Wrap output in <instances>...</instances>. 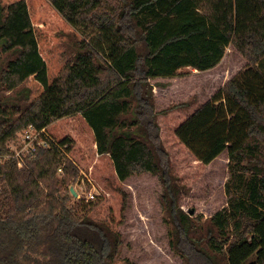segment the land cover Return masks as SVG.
<instances>
[{
  "label": "trees",
  "instance_id": "1",
  "mask_svg": "<svg viewBox=\"0 0 264 264\" xmlns=\"http://www.w3.org/2000/svg\"><path fill=\"white\" fill-rule=\"evenodd\" d=\"M229 46L244 68L189 97ZM3 54L0 150L30 125L52 143L0 165V264H116L148 176L181 264H264V0H0ZM224 153L225 206L191 219ZM79 170L98 200L71 202Z\"/></svg>",
  "mask_w": 264,
  "mask_h": 264
},
{
  "label": "rangeland",
  "instance_id": "2",
  "mask_svg": "<svg viewBox=\"0 0 264 264\" xmlns=\"http://www.w3.org/2000/svg\"><path fill=\"white\" fill-rule=\"evenodd\" d=\"M68 37H71V33L68 34ZM7 58L8 56L1 55L0 63L2 64ZM262 64L264 65V58ZM243 68L244 62L239 54L229 46L221 63L206 77L204 74L189 69L192 82L195 85V91L189 97L195 94L200 100L209 98L227 78L234 76ZM15 139L11 140L9 145H14ZM226 163L227 157L224 153L206 167L204 180L207 186V197L204 200L191 203L189 194L181 199L180 206L191 219L195 218L198 213H202L204 218H207L225 206V202H213L222 198L227 175ZM83 174L85 173L79 170L77 178L69 184V187H73L79 192L83 191L84 198L92 188H95L98 196L94 201L98 200L101 196L99 189L86 174L90 182ZM81 178L85 180L84 184H80ZM124 187L130 192L131 198L124 223L118 228L121 235V253L116 264H121L125 258L134 261L136 264H181V260L168 246V231L169 228L170 231L172 230L173 224H169L168 227L163 221V215L168 217V214L166 211L163 213L159 207L158 197L161 193L159 182L154 177L148 176L144 179L137 178L133 181H127ZM71 196V202H73L75 199H73L72 194ZM84 201L91 200L85 199ZM190 209H194V211L189 213Z\"/></svg>",
  "mask_w": 264,
  "mask_h": 264
},
{
  "label": "built area",
  "instance_id": "3",
  "mask_svg": "<svg viewBox=\"0 0 264 264\" xmlns=\"http://www.w3.org/2000/svg\"><path fill=\"white\" fill-rule=\"evenodd\" d=\"M14 145H7V153H3L0 150V165L4 164L5 162L14 159L16 161L17 167L21 168L22 165L26 160H30L35 157V154L38 149H45L48 148L52 143V138L47 132L46 128H36L32 125L28 126L23 131L17 133V137L14 140ZM85 178L88 177L83 174ZM89 182L90 180L87 179ZM85 180L81 178L80 184H84ZM70 188V187H69ZM73 190L75 188L71 187ZM84 192L78 191L75 189V200H94L98 196V192L95 188H92L91 191L83 197Z\"/></svg>",
  "mask_w": 264,
  "mask_h": 264
},
{
  "label": "water",
  "instance_id": "4",
  "mask_svg": "<svg viewBox=\"0 0 264 264\" xmlns=\"http://www.w3.org/2000/svg\"><path fill=\"white\" fill-rule=\"evenodd\" d=\"M70 192H71V194L74 196L75 195V191L72 189V188H70ZM194 211V209H190L189 210V213H192Z\"/></svg>",
  "mask_w": 264,
  "mask_h": 264
}]
</instances>
